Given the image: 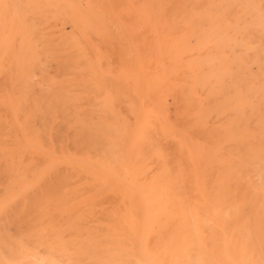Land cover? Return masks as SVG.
Returning a JSON list of instances; mask_svg holds the SVG:
<instances>
[{"label":"bare ground","instance_id":"obj_1","mask_svg":"<svg viewBox=\"0 0 264 264\" xmlns=\"http://www.w3.org/2000/svg\"><path fill=\"white\" fill-rule=\"evenodd\" d=\"M186 1L193 3L189 11ZM168 4L171 11L159 15V39L129 57L140 84L139 92H127L124 116L96 98L97 105L91 99L86 108L18 95L31 65L50 50L43 39L38 56L28 60L27 34L21 32L19 50L17 30L8 27L10 106L22 100L27 115H63L67 133L59 144L64 167H45L50 186L39 184L40 169L28 152L1 167L8 186L41 189L28 238L46 256L38 264H264V13L254 0ZM150 12L143 10L139 20L151 33ZM170 25L180 27L173 37L166 34ZM46 28L52 35V25ZM91 51L98 54L94 46ZM95 60L82 59L81 75L99 72ZM168 101L173 123L166 117Z\"/></svg>","mask_w":264,"mask_h":264},{"label":"rangeland","instance_id":"obj_2","mask_svg":"<svg viewBox=\"0 0 264 264\" xmlns=\"http://www.w3.org/2000/svg\"><path fill=\"white\" fill-rule=\"evenodd\" d=\"M163 1L166 3H163ZM262 1L264 0H254L260 15L264 13ZM129 2L128 0H4L0 2V44L5 47V49L2 47L0 50V57H2L0 61V176H6L1 167H7L9 163L6 162L9 159L28 152L32 154L39 167L38 169L41 171H37L40 175L39 184L43 188L50 186L52 182L47 179L48 172L45 171V167L48 166L47 163H50L54 168L57 166L58 168L64 167V162L60 155L63 150L59 147V144L67 136L60 120L63 115H53L49 119H45L44 116L39 118L38 116L34 117L32 114L27 115L22 112L25 107H22V100L14 103V106H10L8 97L11 92L10 86L13 83H10L6 76L5 64L8 59L6 58L8 51L5 46L8 44L9 39V36H7L8 27L12 26L17 30L15 41L17 49L23 42L21 32L27 34L31 48V52L28 53V60L32 61L38 56V51L40 50L38 47L43 46V39L46 42L44 45L49 47V52L54 54H51L54 58L50 56L49 52L44 56V58L46 57L45 59L43 57L38 58L39 65H37L39 67L31 65L28 70V75H31L29 77L31 82L27 80L22 85L23 88L19 87V90L16 89L18 95L23 94V97H26L24 93L28 92L32 96V99L29 100L30 102L39 103V100L43 99V103H48L47 101H49L51 104L54 103V105L77 103L84 106L90 104L91 106L93 105L92 101L95 102L94 105H97L99 101L103 106H108L112 112H117L124 116L122 107L127 102V95L130 91L139 92L140 84L138 67L136 63H132L129 60V57L137 48L147 47L146 44L144 45L147 41L150 43L151 40L156 41L159 39L158 29L163 27H160L158 19L164 16L166 11H171L169 9L172 7L168 4L171 3V0H129ZM191 6H193V3L190 1L184 3L187 11L191 9ZM143 10L153 11L151 18H148L150 19L148 25H151L147 28L152 30L151 33L150 31H145L144 23L139 20ZM47 25H52V35L47 33ZM177 28L179 29L180 27L173 25L165 27L166 34L168 33L167 37H173L174 30H177ZM212 38V33H208V39L211 40ZM92 46L98 50L97 55L92 53ZM55 48L57 49L55 50ZM52 49H54V52ZM14 51L17 50L14 49ZM74 51L78 53H74ZM152 55L153 53H146L141 50V56L152 57ZM91 56L97 59L95 62H98L99 72L82 74V76L79 70L80 63L84 57ZM53 60L55 61L53 62ZM60 64L66 65L64 67ZM65 68L66 71H64ZM41 75L44 76V79ZM62 75L63 77H61ZM78 75L79 77H77ZM115 79L117 80L115 81ZM44 80L47 81L46 84L48 86L41 84ZM11 82L15 83V81ZM49 82H52V85ZM100 82L103 83L101 84ZM104 82L108 83L105 84ZM119 84H122V86ZM105 85L107 86L106 89ZM111 85L118 86L114 88ZM123 89H125V92ZM39 90L43 91V93L40 92L38 94ZM120 90L121 92H119ZM230 90L231 88L227 87V91ZM46 91L50 92V96H46ZM82 91L90 92L83 93ZM62 94L68 96L64 97ZM91 95H94V97ZM80 97L83 100L79 99ZM94 98L98 99V101ZM91 99L93 100L91 101ZM168 105L170 106L167 108L166 117H168L169 123H173L175 121V119L172 121L175 118V112H173L174 109L171 107L170 101H168ZM90 106L85 107L89 108ZM89 116L91 117V115L87 117ZM66 150H72L71 146L66 147ZM71 164H73V161ZM17 165L27 166L25 163ZM30 180L34 181L33 178H30ZM40 190L36 187L25 190L21 187L8 186L6 180H0V264H38L39 257L44 256L33 250L28 242L30 224L32 222V207L36 199L40 197ZM60 237L63 239L67 238L68 234L63 233ZM51 258L55 260L54 257L51 256Z\"/></svg>","mask_w":264,"mask_h":264}]
</instances>
